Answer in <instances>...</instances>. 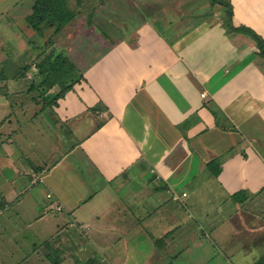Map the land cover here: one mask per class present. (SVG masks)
Wrapping results in <instances>:
<instances>
[{"label": "crops", "instance_id": "crops-1", "mask_svg": "<svg viewBox=\"0 0 264 264\" xmlns=\"http://www.w3.org/2000/svg\"><path fill=\"white\" fill-rule=\"evenodd\" d=\"M229 1L231 16L211 0L217 13L193 22L192 7L160 18L157 9L141 13L139 0H119L117 15L130 21L108 18L102 28L103 4L86 21L106 51L86 64L70 57L84 79L57 101L55 87L32 95L26 15L4 21L0 13V244L31 234L40 246L58 233L57 243L71 245L59 264H254L264 256V54L243 28L264 39V0ZM75 18L66 26L72 42L84 28ZM134 18L131 39L109 38ZM99 102L105 108L92 110ZM210 196L229 204L220 218L210 215L220 247L198 240L210 235L202 218ZM9 213L23 222V237L13 225L4 236Z\"/></svg>", "mask_w": 264, "mask_h": 264}, {"label": "rangeland", "instance_id": "rangeland-1", "mask_svg": "<svg viewBox=\"0 0 264 264\" xmlns=\"http://www.w3.org/2000/svg\"><path fill=\"white\" fill-rule=\"evenodd\" d=\"M89 0H81V3H79L80 6H76V0H70V5L72 7H75L76 9H78L80 12L76 14V20L81 19L82 22V27L84 28H78L77 32L73 31V35L75 37V39L73 40V42L69 39V32L66 30L67 27L64 28L63 31H61L59 34H52L51 33V29L47 28L45 29L46 34H44V36H38L39 34H36L35 31L32 30L31 32V36H30V45H29V50L27 52H25L24 57H27V54L30 53V56H28L29 59V63H30V81H31V85H32V89L35 91H31L32 95L35 96L39 93V87H37V84L39 83V74H38V68L36 63L39 62L40 58L45 56V53H50V52H55L57 53L58 50H62L65 52H70L68 53V55L73 59V60H78L81 61L82 64H86V62H95V58H97L98 56H100L103 52H105L106 50V45H107V41L105 39L102 40L101 37V33L95 31L94 29H88L90 28V24L86 21L87 19V12L88 9L91 8V4L88 2ZM119 0H106V2H104L103 4H105L102 8L104 10H100V13H103L104 15H102L101 17H98L97 19H95V23L96 24H100L102 25V28L104 26V23L108 22V18L109 20L115 21V23L117 25L122 26V21L123 20H129L127 19V15L128 13H121L117 15L118 10H119ZM154 4L152 7L149 3H151V1L149 0H139L140 6L142 8V10L139 8V11L141 13H149V16H153L155 9H157V11L159 12V17L163 18L162 13H181V12H186L188 13V9L192 7L191 13H193L192 21L194 22V16L196 14L198 15H202V13H217L216 11V7H218L216 4L214 5L211 0H160V5L157 3V0H154ZM20 3L17 2V0H0V13H4L3 17H1L4 21L7 18L6 13H20L21 15H26L25 18L27 17V15L31 14L32 12V5L34 0H19ZM190 5V6H189ZM215 6V7H212ZM14 6V7H13ZM16 6V7H15ZM76 10V11H78ZM90 10V9H89ZM216 11V12H215ZM115 13L113 16H107L105 15V13ZM139 17V16H138ZM22 18H20L21 20ZM26 21V19H25ZM130 21V20H129ZM128 21V22H129ZM139 21H141L139 19ZM174 23H177L180 21V19H174L173 20ZM138 22V18H134L131 23L129 24L128 28L130 30H122L121 28L118 29V31H109L107 30V32L109 33V38L112 41H118L120 40L119 37H130V35H128L135 26L133 24H136ZM156 24L159 26L160 29L162 30H169L167 26L164 25V23L162 21H159V19H155ZM27 24V21H26ZM86 24L88 25V27H86ZM0 27L4 28L3 26V22H1ZM104 27H108V25H105ZM123 28V27H122ZM88 29V32L86 31ZM6 29L4 28L3 31H5ZM51 36V41H46L48 40V38ZM115 38H119L118 40H115ZM131 39V37H130ZM70 40V41H69ZM138 41V39L133 38L132 41H129V44L134 45L135 41ZM9 45V44H8ZM128 45V44H127ZM130 46V45H129ZM139 44L136 46L138 47ZM11 47V45H10ZM58 50H57V49ZM108 48V47H107ZM135 48H133L134 50ZM46 50V51H45ZM69 50V51H68ZM31 51V52H30ZM44 52V54H42ZM42 54V55H41ZM40 56V57H39ZM94 60V61H93ZM140 65L135 66L136 68H138ZM109 68H111L110 77H113L115 75H117L119 72L116 69H122L123 66H116V67H112L109 66ZM104 68L101 66V68L98 71H103ZM117 77H115L114 79H117ZM82 82V79L81 81ZM80 82H78L80 84ZM77 84V83H76ZM75 84V85H76ZM37 88V89H36ZM39 88V89H38ZM57 90H59V87H56ZM41 92V91H40ZM45 98V97H44ZM95 108H105V106L102 104V102H99ZM98 110V109H97ZM62 133H65V137L67 135H71V131L70 129H66L63 130ZM56 142V140H54ZM59 144L57 147V151L56 153L59 152H63L62 151V145L60 143L59 140ZM50 146H53V143H50ZM64 146H65V142H64ZM65 149V147H64ZM52 153L54 152L55 148L51 149ZM80 158V156H78ZM45 158V157H44ZM48 159V156H46L45 160ZM49 162L48 166H51V164L54 162H52V160L47 161ZM52 162V163H51ZM138 171V168L133 170V173L135 174ZM86 174V173H84ZM88 175V174H87ZM88 179V177H87ZM133 180V179H132ZM131 180L130 185L133 184L134 182ZM137 186L134 183V187ZM210 198H214V196H210ZM214 203H212V201H210L209 203L207 202L206 206H210L209 210L211 211L209 216L207 217V215L202 214V218L205 220L206 225L204 226V229L206 231V233L210 234L208 236H202V233H198V240H201L203 242L205 241H210L215 243V245L218 247H220L219 243L216 242L215 238V233L212 232L211 228H210V221H212L211 216H216L218 218H220V216L222 214H224L227 211V207H228V203H225L223 206L220 204V202L214 198L213 199ZM206 203V202H204ZM211 203V204H210ZM12 211V210H11ZM72 221L73 218L69 217ZM17 222V224H16ZM9 223L10 225L7 226L6 224ZM5 225V229H4V236L5 237H9L11 232V228L12 225L15 226L16 228V233H17V237H23V235H25L26 230H23V225H22V221H19V218L15 217L13 214L9 213V217H8V222ZM79 230V228H74ZM83 235V234H82ZM13 237H15L12 234ZM32 235L29 234L28 236H26L25 239H22L21 241H17L15 243H12V241H6L2 242L0 244V248H1V255H0V264H16V261L22 260L24 257L25 258V264H59L60 262V256L61 254H65L66 250H62L64 248H67L70 244L67 243H57L56 239L58 233L56 235H54L50 240H48V243H41L39 246V243H35L33 241V238L31 237ZM84 236V240L86 239V234L83 235ZM197 240V239H195ZM191 242V241H190ZM193 243V241L191 242ZM206 244V247L211 248V244ZM71 246V245H70ZM70 248V247H68ZM200 250V249H196L195 251ZM73 255L74 256H79L81 257V261L85 262V261H89L88 257H85V253L84 252H78L76 249L73 250ZM224 255H226V253H224L223 251L221 252ZM22 256V257H20ZM83 256V257H82ZM215 260L220 259V255L217 253L215 254ZM230 261H235V258H230ZM24 260V259H23ZM184 260H185V255H184ZM206 264V263H204Z\"/></svg>", "mask_w": 264, "mask_h": 264}, {"label": "trees", "instance_id": "trees-1", "mask_svg": "<svg viewBox=\"0 0 264 264\" xmlns=\"http://www.w3.org/2000/svg\"><path fill=\"white\" fill-rule=\"evenodd\" d=\"M214 1L224 4L231 16L233 10L229 0ZM88 2L91 4V8H89L90 10L88 9L87 13L89 14L87 18L96 13L106 0H89ZM79 3H81V0H76V6H80ZM32 9L31 14L27 15L25 19L28 26L36 34H39L38 36L40 37L46 34L45 29L47 28L51 29L53 35L59 34L75 18L76 14L80 12L70 5V0H34ZM243 28L249 29L254 34L264 54V39L250 28ZM46 41H51V36ZM36 65L40 78L37 87L41 86L43 93L50 91L54 87L56 90V86L59 87L58 92L50 95L51 100L57 101L60 96H63L68 90L72 89L81 79H84L82 71L76 66L70 56L62 50H58L57 53H45V56L40 58ZM97 109L92 108V110ZM254 264H264V256Z\"/></svg>", "mask_w": 264, "mask_h": 264}, {"label": "built area", "instance_id": "built-area-1", "mask_svg": "<svg viewBox=\"0 0 264 264\" xmlns=\"http://www.w3.org/2000/svg\"><path fill=\"white\" fill-rule=\"evenodd\" d=\"M205 95V93H203ZM184 195H186V193H184ZM60 208V207H59Z\"/></svg>", "mask_w": 264, "mask_h": 264}]
</instances>
